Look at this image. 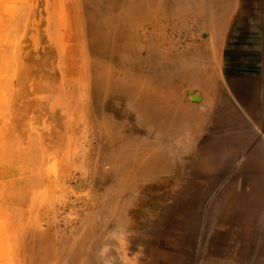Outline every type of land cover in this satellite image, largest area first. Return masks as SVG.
Returning a JSON list of instances; mask_svg holds the SVG:
<instances>
[{
    "label": "rangeland",
    "instance_id": "1",
    "mask_svg": "<svg viewBox=\"0 0 264 264\" xmlns=\"http://www.w3.org/2000/svg\"><path fill=\"white\" fill-rule=\"evenodd\" d=\"M203 2L166 0L162 15L155 4L140 25L119 3L103 44L88 33L84 0H0V264H38L40 248L55 256L47 264H106L108 251L111 264H214L253 228L264 164L224 162L232 157L223 147L193 140L188 125L149 106L162 87L174 102L165 114L177 110L175 55H196L191 47L206 38ZM126 15L120 51L115 31ZM182 96L190 118L197 97ZM125 141L135 153L121 173L110 145ZM139 147L161 153L155 169H139Z\"/></svg>",
    "mask_w": 264,
    "mask_h": 264
},
{
    "label": "crops",
    "instance_id": "2",
    "mask_svg": "<svg viewBox=\"0 0 264 264\" xmlns=\"http://www.w3.org/2000/svg\"><path fill=\"white\" fill-rule=\"evenodd\" d=\"M197 16L206 38L191 47L200 57L176 64L177 110L166 122L223 147L232 157L224 162L264 164V0H206ZM184 91L197 97L190 118L178 109L188 105ZM166 101L174 104L172 96ZM246 226L253 228L241 230L238 245L214 264H264V211Z\"/></svg>",
    "mask_w": 264,
    "mask_h": 264
},
{
    "label": "bare ground",
    "instance_id": "3",
    "mask_svg": "<svg viewBox=\"0 0 264 264\" xmlns=\"http://www.w3.org/2000/svg\"><path fill=\"white\" fill-rule=\"evenodd\" d=\"M86 2V4L90 7L91 11L90 14L86 15V27L88 30L89 35L92 36H97V38H99V40L101 41V43L103 44H108L110 42H112L111 35H113V22H112V17H111V11L114 9L115 6H117V4L119 3H129V8H128V15H131V25L133 24H142L143 22H146L149 19V15H150V11L152 10V8L155 6V4H160V10H157V12H160V14H164V9L167 8L165 7V3L166 0H84ZM177 2V0H176ZM180 2V1H179ZM109 4V7H105V5L103 6V4ZM126 3V4H127ZM82 4V3H81ZM179 4V3H178ZM128 6V5H127ZM164 8V9H163ZM178 9V8H177ZM87 10V9H86ZM85 10V11H86ZM89 10V9H88ZM166 10V9H165ZM167 11V10H166ZM187 11V10H186ZM87 12V11H86ZM85 12V13H86ZM80 15V14H79ZM125 20L122 21L118 26L117 29L115 31V43L118 45V49L120 51H122L123 49H126V40H127V36L129 35L128 32V27H129V23L126 19L128 16H124ZM130 17V16H129ZM138 26V25H137ZM144 26V25H143ZM136 27V26H135ZM139 28V27H138ZM134 29V27H133ZM132 31V30H131ZM132 34V33H131ZM130 34V35H131ZM134 34V33H133ZM135 36V35H134ZM132 39V38H131ZM134 39V38H133ZM129 40V39H128ZM114 42V41H113ZM113 45V44H112ZM95 47V46H94ZM134 47V46H133ZM137 47V46H136ZM91 48V47H90ZM96 48V47H95ZM92 49V48H91ZM135 50V49H134ZM117 52V51H116ZM203 54L205 52H202ZM201 53V54H202ZM209 53V52H208ZM173 56V55H172ZM176 58L175 60L177 61V63H181L182 62H187V61H191L192 59H194V57H200V54L198 53L197 55L194 56V54H192L191 52H187V53H183L181 55H175ZM174 57V56H173ZM139 61V60H138ZM202 62V61H201ZM151 63V62H150ZM149 64V62H148ZM157 64V63H156ZM200 64V63H199ZM204 64V63H203ZM140 65V64H139ZM155 65V64H154ZM202 65V64H201ZM200 65V66H201ZM178 67V66H177ZM192 67V66H191ZM141 68V67H140ZM148 69V68H147ZM175 69V68H174ZM188 69V68H187ZM192 69V68H191ZM156 70V69H155ZM165 70V69H164ZM185 70V69H184ZM183 70V72H184ZM193 70V69H192ZM202 70V69H201ZM158 71V70H156ZM162 71V70H161ZM190 71V69H189ZM160 72V71H158ZM169 72V71H168ZM179 72V71H178ZM187 72V71H186ZM147 73V72H146ZM163 73V72H162ZM125 74V73H124ZM162 74L160 73V76ZM194 75V74H193ZM126 76V75H125ZM193 77V76H191ZM162 78V77H161ZM180 78V77H179ZM190 78V77H189ZM205 80V79H203ZM183 82V81H182ZM208 83V82H207ZM206 83V84H207ZM153 84V82H152ZM157 87V86H156ZM159 87V86H158ZM200 87V85L198 86ZM160 88V87H159ZM153 89V90H149L151 93V98H153V101H151L150 103V107L152 110H158V112L156 113V115L158 117L161 116H165V111L164 108L169 105L168 102L166 100H164L163 95L164 93H166V89H163L162 87L160 89ZM202 88V87H201ZM203 89V88H202ZM130 90V89H129ZM144 90V89H143ZM174 93V92H173ZM177 94V93H176ZM175 94V95H176ZM148 95V94H147ZM160 95V97H156ZM172 96V95H171ZM169 96V97H171ZM177 98V96H176ZM178 99V98H177ZM94 100H91L90 106L88 107V112L90 114V116H92L91 114L93 113V111H95V113H97V109H96V105L95 103H93ZM146 102V101H145ZM179 103V101H178ZM186 103V102H185ZM147 104V103H146ZM187 104V103H186ZM148 107V104H147ZM105 108H107L105 106ZM149 108V107H148ZM147 108V109H148ZM146 109V106H145ZM148 109V110H151ZM178 109L180 111V113H186L188 110L186 106H182L179 105ZM173 117V116H172ZM171 117V118H172ZM167 118V117H166ZM169 118V117H168ZM170 118V119H171ZM90 119V117H89ZM169 119V120H170ZM185 120V119H184ZM90 121V120H89ZM164 121H167L164 120ZM172 120H170L171 122ZM181 121V120H180ZM183 121V120H182ZM93 122V121H92ZM160 122L161 118H160ZM197 122V121H196ZM199 122V121H198ZM172 123V122H171ZM183 123V122H182ZM179 124V122H178ZM177 125V124H176ZM161 128V127H160ZM181 128V127H179ZM175 129V128H174ZM170 131V130H169ZM173 132V131H172ZM165 133V132H163ZM162 134V133H161ZM173 134V133H172ZM162 138V137H161ZM160 140V139H158ZM108 142V141H107ZM109 143V142H108ZM106 145V144H105ZM112 147L113 150H115L116 152V158L115 161L117 163V169L119 172H128V167L129 164L131 162V157L132 155H134L135 151L131 150V143L128 141L122 142L121 144H111L110 145ZM109 147V146H107ZM110 147V148H111ZM94 148V147H93ZM100 148V147H99ZM140 148V147H139ZM74 149V148H73ZM75 150V149H74ZM102 151V150H101ZM106 151V150H105ZM108 151V150H107ZM106 151V152H107ZM75 152V151H74ZM104 152V151H103ZM85 153H83L84 156ZM98 154V153H97ZM103 154V153H102ZM95 155V154H94ZM89 159L91 158V156H88ZM161 153L159 152H149L147 150H145L143 147L138 149L137 155H136V162L138 163V167L140 170H147V169H155V167H157L160 162L162 161L161 159ZM93 158V157H92ZM95 159V158H94ZM93 159V160H94ZM137 167V166H136ZM137 175V174H136ZM135 187V186H134ZM192 190V189H191ZM190 190V191H191ZM116 191V190H115ZM111 192V191H110ZM198 192V191H197ZM189 193V192H188ZM113 195V194H112ZM115 195V194H114ZM111 196V195H109ZM190 196V195H189ZM188 196V197H189ZM107 198V197H106ZM117 198V197H116ZM191 198V197H189ZM185 199V198H183ZM180 200V199H179ZM191 200V199H190ZM110 200H107L106 202L109 203ZM115 201V200H114ZM186 202V201H185ZM184 202V204H185ZM181 203V202H180ZM192 204V203H191ZM185 206V205H184ZM182 206V207H184ZM196 206V205H195ZM186 207V206H185ZM197 207V206H196ZM183 209V208H182ZM190 208H188L187 210H190ZM113 210V209H111ZM180 211V210H179ZM183 212V211H182ZM185 212V211H184ZM193 213V212H192ZM108 214V213H107ZM122 214V213H121ZM105 215V214H104ZM106 216V215H105ZM111 217V216H110ZM107 220V219H106ZM224 220V219H223ZM188 221V218H187ZM192 221V220H191ZM226 221V220H225ZM184 222V221H183ZM188 223V222H187ZM194 222L192 221L191 225H193ZM190 225V226H191ZM185 226V225H184ZM173 230V229H172ZM186 232V231H185ZM175 233V232H174ZM168 235V234H166ZM178 235V234H177ZM176 238V237H175ZM165 242V241H164ZM88 244L87 240H83L79 245L75 246L76 249L74 248L71 257L73 259V261H80V253L81 251H84L86 246ZM114 244V243H112ZM168 244V243H167ZM96 245V244H95ZM96 247V246H95ZM168 247V246H167ZM44 248H40L38 250L39 253V258H38V264H47L48 261L52 258H54V255H47L46 250L44 251ZM171 250V249H170ZM238 250V249H237ZM242 251V250H241ZM109 253V251H108ZM103 253L100 255L101 259H103L102 261H104L106 264H111L112 260L111 257L109 256V254ZM215 254V253H214ZM111 255V254H110ZM117 255V254H116ZM98 256V255H97ZM96 258V257H95ZM241 258V257H240ZM232 259V258H231ZM95 260V259H94ZM114 261V260H113ZM229 261V260H228ZM178 262V261H177ZM179 262H182V259H180ZM211 262V261H210ZM87 264V263H86ZM95 264H101L100 262H97ZM167 264H171L170 262H168ZM229 264V263H228ZM231 264V263H230Z\"/></svg>",
    "mask_w": 264,
    "mask_h": 264
}]
</instances>
